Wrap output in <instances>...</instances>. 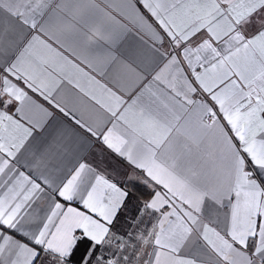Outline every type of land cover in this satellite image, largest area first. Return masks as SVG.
Returning <instances> with one entry per match:
<instances>
[{
	"label": "snow or ice",
	"instance_id": "1",
	"mask_svg": "<svg viewBox=\"0 0 264 264\" xmlns=\"http://www.w3.org/2000/svg\"><path fill=\"white\" fill-rule=\"evenodd\" d=\"M0 264H264V0H0Z\"/></svg>",
	"mask_w": 264,
	"mask_h": 264
},
{
	"label": "crops",
	"instance_id": "2",
	"mask_svg": "<svg viewBox=\"0 0 264 264\" xmlns=\"http://www.w3.org/2000/svg\"><path fill=\"white\" fill-rule=\"evenodd\" d=\"M131 28V25H129ZM56 24L55 21L52 24V31H56ZM135 31V29H133ZM144 39L147 41L148 37L144 36ZM163 51V49H161ZM163 64H160V67H162ZM159 70L158 68L156 69ZM97 79H101L102 83H108L109 87H113L112 83H109L107 80L102 79L99 75L97 76ZM136 91V87L132 86L127 92H122L124 95V99L128 100L130 96L133 95V93ZM30 95H33V99L37 100L38 103L42 104L44 107L48 108L49 111L53 113V117L51 119H56L58 121V128L61 131H66L67 133L71 134L73 130L76 133H79L81 136H87L86 133L83 132L82 129H79L72 123L70 119L65 117L62 113L56 111L54 108L51 107L48 103H46L42 98H40L38 95H35L33 93H29ZM63 98L66 102L72 103L74 102L73 97L70 95L68 91H65L62 93ZM98 108V106H97ZM83 114L84 117L93 123H99L101 126L104 125V122L106 119L109 118V115L106 111L103 109H94L91 106L87 107L86 109L82 110V113H78V115ZM107 127H111V124H107ZM48 128H40L36 129L34 131V135L36 136V141H33V144L38 143L39 140L42 137H45L48 133ZM89 141L91 142V148L90 150H85L81 153V156L85 158L86 162L91 163L94 167H97L103 174H105L109 179H112L118 183L121 184H137L141 187H145L143 181L145 177L142 173L133 172L127 161L121 157H119L117 154L109 151L107 148H105L99 141H96L94 138L88 137ZM32 151H34V147L30 146L28 151H25L21 157V159L25 162L29 161L32 156ZM24 170V169H21ZM129 176L133 177V181L131 183L128 182ZM149 191H151L149 188H147ZM139 204H136L134 202H129L128 207L125 209V212H128V210H133L135 207H137ZM46 206L45 201L41 200L39 203V208H44ZM43 213H41L42 215ZM122 214L121 216H123ZM121 220V219H120ZM120 222V221H119ZM118 222V223H119ZM118 224H116L113 228H115Z\"/></svg>",
	"mask_w": 264,
	"mask_h": 264
},
{
	"label": "rangeland",
	"instance_id": "3",
	"mask_svg": "<svg viewBox=\"0 0 264 264\" xmlns=\"http://www.w3.org/2000/svg\"><path fill=\"white\" fill-rule=\"evenodd\" d=\"M135 215V208L133 210H128V212H125L124 215L121 217L120 222L118 225L113 228V232L123 234L128 231H132L130 225L132 223V217ZM147 219V217L145 218ZM114 249H109V251H113Z\"/></svg>",
	"mask_w": 264,
	"mask_h": 264
},
{
	"label": "trees",
	"instance_id": "4",
	"mask_svg": "<svg viewBox=\"0 0 264 264\" xmlns=\"http://www.w3.org/2000/svg\"><path fill=\"white\" fill-rule=\"evenodd\" d=\"M126 184V183H124ZM127 187L134 192V196L130 200V202H134L139 204L141 201L147 200L150 198L151 191H149L146 187H141L137 184H127ZM122 217V216H121ZM120 217V219H121ZM118 220V222L120 221ZM117 222V224H118Z\"/></svg>",
	"mask_w": 264,
	"mask_h": 264
}]
</instances>
